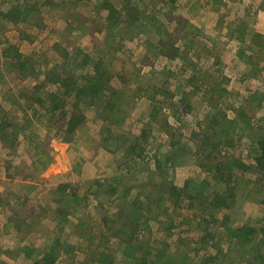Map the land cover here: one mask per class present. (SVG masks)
<instances>
[{"label": "trees", "instance_id": "16d2710c", "mask_svg": "<svg viewBox=\"0 0 264 264\" xmlns=\"http://www.w3.org/2000/svg\"><path fill=\"white\" fill-rule=\"evenodd\" d=\"M82 2L2 0V29L19 33L17 44L4 33V39L0 38V83L6 86L8 78H28L35 84L4 96L9 108L0 103V143L9 154L21 144L32 148L33 166L39 174L54 161L51 147H43L50 140L72 145L85 136L96 142L100 152L115 156L122 173L96 179L84 192L80 182L60 183L51 189L57 206L51 217L55 227L43 246L29 241L35 222L31 215L22 216L24 202H16L20 211L14 210L10 221L26 241L16 254L31 264H264V216L243 225H235L232 217L242 195L251 202L256 196L264 210V93L253 91L233 108L231 117L226 113L227 100L238 99V93L224 88L225 80L209 87L206 79L216 72L197 70L192 61L196 39L204 38L200 27L184 22L196 37L182 46L170 40L173 34L154 8L143 9L133 0H96L95 14L89 15L78 11ZM260 6L264 10V0ZM52 18L62 23L59 29H50ZM229 26V38L239 44L237 57L246 66L243 78H259L264 74V32L245 21ZM30 29L49 31L54 36L51 46L30 54L21 52L18 42L35 41ZM136 39L145 43L147 51L155 52V58L165 57L169 62L179 58L183 67L170 72L168 62L160 72L151 66L142 71L135 68V62L134 71L127 72L124 69L133 54L125 51L124 41ZM83 40L89 44L83 45ZM124 53L127 59L119 60ZM116 63L123 69L115 67ZM171 76L179 79L173 93L168 83ZM205 88L217 93V99L203 95L205 116L183 141L181 130L188 128L184 120L194 112L193 96ZM141 98L150 111L134 134L126 120ZM166 106L174 109L177 127L169 123ZM90 123L99 124V129H92ZM35 127L45 129L42 138ZM157 131L171 138L170 148L162 157L151 155L155 159L152 170L146 159ZM244 138L249 142L248 160L239 146ZM81 160L73 166L77 175L84 168L85 159ZM185 164L201 170L203 177L190 176L178 186L169 170ZM252 175L255 181H244ZM12 198L22 200L9 189L0 191V208L8 207ZM179 222L182 229L176 232ZM69 225L73 242L63 239ZM11 253L0 247V254Z\"/></svg>", "mask_w": 264, "mask_h": 264}, {"label": "rangeland", "instance_id": "374dc122", "mask_svg": "<svg viewBox=\"0 0 264 264\" xmlns=\"http://www.w3.org/2000/svg\"><path fill=\"white\" fill-rule=\"evenodd\" d=\"M83 2L77 6L78 11H84L89 13V15H94L95 11L93 10L92 5L96 3V0H82ZM89 1V2H88ZM138 2L139 5L144 9L146 6L150 9L154 8L157 11H160L162 16H158L161 21H164L170 34L172 35L170 40L179 41L180 45L183 46L186 40L191 38L195 39L191 33L189 27H185L184 22L189 21L192 25L200 27L203 31V37L200 41L196 39V44L191 50L192 61L195 63L197 70L206 71L210 73L216 72V76H209L206 79V83L212 87L215 83H222L223 87H227L229 91H234L238 93V99L233 98L231 101L227 100V115L232 117L233 108L239 106V102L243 101L245 97L250 95L253 91H261L264 93V74L259 78H243V73L246 68L245 64L237 57V52L239 49V44L236 40L229 38L230 27L236 22H247L251 28L264 32V10H261V1L262 0H133ZM173 1V2H172ZM2 0H0V5ZM2 6L1 8H4ZM91 11V12H90ZM101 16H106V12H102ZM57 18H52L50 29L56 28L59 29L60 24ZM229 24H227V23ZM227 24V25H226ZM53 25V27H52ZM226 25V26H225ZM2 22L0 21V38L16 43L18 31L2 29ZM28 33H33L35 35L31 41H21L18 42L21 52L24 54H30L34 49L37 51L46 46H51L54 40V36L49 31H38L35 29L28 30ZM150 36L146 37L148 40ZM186 38V39H184ZM182 39V40H180ZM150 40V39H149ZM34 41V42H33ZM189 41V40H188ZM125 51L133 54V57L129 59L128 68L124 69L129 73H132L134 69L147 71L149 66L155 68L159 72L165 67L169 61L165 57L155 58V52H149L145 48V43L142 40L136 39L135 41L126 42L124 41ZM172 43V42H171ZM17 44V43H16ZM82 44L88 45L89 42L82 41ZM2 48V46H0ZM43 50V49H42ZM41 50V51H42ZM123 55V54H122ZM121 54L118 56L119 60L123 58L127 59V54L124 53V56ZM207 56L209 57L206 60ZM118 60V61H119ZM169 60V59H168ZM136 62V66L133 69L132 64ZM170 63V72L177 71L176 68L183 67L182 59H175ZM3 64V59L0 58V67ZM115 67L121 70V64H115ZM147 67V68H146ZM137 70V71H138ZM168 73V72H167ZM142 74V72H140ZM209 74V73H208ZM130 77V76H129ZM168 82L170 85L171 92L176 91L179 79L174 80L173 76ZM230 82H226V80ZM243 79V80H242ZM6 80V79H5ZM118 80L114 81L115 83ZM7 85L4 86L0 83V103L5 105V108H9V104L6 101L5 97H8V94H12L16 89L22 88H32L35 84L34 80L26 79L25 81L12 80L8 78L6 80ZM119 82V81H118ZM216 86V85H214ZM191 88H187L189 91ZM7 93V94H6ZM7 95V96H6ZM206 95L208 97H213L217 99V93L209 92L208 88H205L202 91L193 96V109L194 112L189 118H186L183 124L184 126L188 125L187 129L181 130L184 140L191 137V132L197 129L198 121H201L205 116V106L203 101ZM5 96V97H4ZM179 100V96L176 97ZM161 100V98H160ZM169 110L166 113L169 123L173 127H177L175 117H173L174 109L164 107ZM150 107L144 98H141V101L137 102L131 111L130 117L126 120V126L131 129L134 134H138V130L143 126L147 114H149ZM90 119H92V114L88 113ZM262 114L257 117L260 118ZM186 124V125H185ZM92 125V126H91ZM181 125V126H183ZM99 124L90 123L92 129H99ZM37 133L43 137L45 129L43 127L37 128ZM191 133V134H190ZM171 138L168 135L160 132L153 133L152 140L148 145V149L152 150L148 153V158L146 159V164L150 169H154V158L151 155H158L162 157L165 150L170 148ZM94 141V140H93ZM85 136L82 139H78L74 144H65L57 140H50L49 144L44 145L45 148H50L54 152V161L39 174L33 166L36 159L34 158V150L30 147L21 144L19 149L16 151H10L9 154L6 149L3 148L0 143V191L5 192L6 189H9L10 192L15 193V195L21 197L22 200L17 201L12 198L11 204L8 207L0 208V247L3 251L10 250L11 255L0 254L2 264H31L30 261H26L23 257L16 254V248L20 245L26 244V241L23 243V238L25 235H17L13 229V223L10 221L11 217L14 218V210L18 212L21 209L22 216L28 217L31 215L32 220L35 222L33 225V233L28 238L29 241L35 242L36 245H46L47 240L50 237V231L54 229L55 224L52 222L53 212L56 209V204L52 201L51 189H54L60 183H73L78 182L83 183L82 191H85V187H88L92 181L106 180L111 176L120 175L118 163L119 161L115 156L105 155V152H100L103 150H98L96 142H93ZM191 143V142H190ZM243 152L242 157L246 160L249 155L248 139H243L239 142ZM191 145V144H190ZM27 147V148H26ZM98 155L91 157L94 153L98 152ZM83 161L84 168H82L81 174L77 175L73 166L77 161ZM88 158V159H87ZM91 159V160H90ZM170 176H172L175 184L182 186L185 179L190 176H198L199 179L203 177L201 170L195 168L192 164H185L181 167L175 169L171 168L169 170ZM106 176V177H105ZM250 179L255 181V176H246L244 181ZM137 184H140L137 182ZM252 184H249V188ZM245 187V185H244ZM254 186H252L253 189ZM247 188V191H249ZM246 195V193L244 194ZM9 193H5V197H8ZM28 201H25V199ZM257 197H254V201L247 200L243 195L240 198L234 212L232 213L233 222L235 225H243L247 222H253L260 219L264 216V210L262 207L257 204L255 201ZM17 203H23V206H16ZM107 202H105V205ZM23 209V210H22ZM33 213V214H32ZM96 217V216H94ZM179 221V220H178ZM97 225V220L94 219L92 222ZM155 227V225H154ZM72 225L65 227V234L63 239H68V241H74L73 230L71 229ZM182 226L179 222V225L176 229V232H180ZM184 229V227H183ZM8 230L6 233L4 231ZM25 231V230H23ZM24 233V232H23ZM160 232H155L157 236L161 235Z\"/></svg>", "mask_w": 264, "mask_h": 264}]
</instances>
